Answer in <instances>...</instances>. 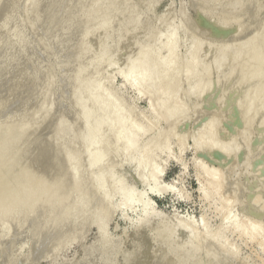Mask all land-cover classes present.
I'll return each mask as SVG.
<instances>
[{
    "label": "rangeland",
    "instance_id": "374dc122",
    "mask_svg": "<svg viewBox=\"0 0 264 264\" xmlns=\"http://www.w3.org/2000/svg\"><path fill=\"white\" fill-rule=\"evenodd\" d=\"M231 1L0 0V264H264V0Z\"/></svg>",
    "mask_w": 264,
    "mask_h": 264
},
{
    "label": "bare ground",
    "instance_id": "6f19581e",
    "mask_svg": "<svg viewBox=\"0 0 264 264\" xmlns=\"http://www.w3.org/2000/svg\"><path fill=\"white\" fill-rule=\"evenodd\" d=\"M229 1H230V0H229ZM232 1H233V2H236V0H232ZM232 1H231V2H232ZM6 2H7V1H6ZM237 2H238V1H237ZM239 2H240V0H239ZM4 3H5V2H4ZM220 3H221V2H220ZM11 4H12V1H11ZM6 5H7V3H6ZM83 5H84V4H83ZM238 5H239V3H238ZM3 6H4V5H3ZM7 6H8V5H7ZM7 6H6V7L4 6V9H5V10H4V9H3L4 11L1 10L0 13L3 14V12H6V8H9V7H10V6H9V7H7ZM234 6H235V5H234ZM12 7H13V6H12ZM231 7H232V6H231ZM238 7H239V6H238ZM82 9H83V8H82ZM228 9H230V7H228ZM219 10H220V9H219ZM11 11H12V9H11ZM42 11H43V10H42ZM93 12H94V11H93ZM93 12H90L91 15H93ZM222 12H223V11H222ZM222 12H221V14H222ZM257 12H258V11H257ZM7 13H8V11H7ZM32 13H33V12H32ZM44 13H45V12H44ZM227 15H228V14H227ZM223 16H224V15H223ZM0 17H1V15H0ZM236 17H237V16H236ZM4 18H5V17H4ZM90 19H91V18H90ZM0 22H1V21H0ZM248 26H249V25H248ZM170 41H171V40H170ZM164 43H165V42H164ZM167 44H171V42H169V37H168V40L166 41V48H168V51H169L171 45H168V47H167ZM172 46H173V45H172ZM259 49H260V48H259ZM172 51H173V47H172ZM172 51H171V52H172ZM173 52H174V51H173ZM263 52H264V51H263ZM168 54H169V56L171 55V53H169V52H168ZM258 54H259V53H258ZM260 54H261V53H260ZM260 54H259V55H260ZM248 55H249V54H248ZM256 55H257V54H256ZM248 57H249V56H247V57H245V58L247 59ZM254 57H256V56H253V58H254ZM249 60H250V57H249ZM257 60H258V59H257ZM159 62H161V61H159ZM245 62H247V61H245ZM253 62H254V61H253ZM157 63H158V60H157V59H154V60H152V61H150V62H146L145 60H143V63H141L138 67H140L139 69H141V67L146 68L145 65H147L148 67H150V66H157V65L159 64V63H158V64H157ZM161 63H162V62H161ZM242 63H243V61H242ZM256 63H257V62H256ZM262 63L264 64V62H262ZM263 64H261V65H263ZM245 67H246V66H245ZM262 67H263V66H262ZM188 68H189V67H188ZM255 68H256V67H255ZM259 69H260V67H259ZM146 70H149L150 72H152L154 69H146ZM186 70H187V67H186ZM263 70H264V67H263ZM130 71H131V68H130ZM130 71H128L129 73H127V74H130ZM138 71H139V70H138ZM144 71H145V70H142V69H141L140 72H137V69H136V73H135V74H136V77H135L134 80L132 81V84H133L134 86H138V84L140 85V83L143 82V78H144V74H145ZM255 71H257V68H256ZM259 71H260V70H259ZM150 72H148V73H150ZM263 73H264V72H263ZM124 74L127 75L126 73H124ZM257 74H258V73H257ZM254 76H255V75L253 74V77H254ZM259 76H260V72H259ZM28 77H29V76H28ZM253 77H252V78H253ZM256 79H257V78H256ZM33 80H34V79H33ZM33 80H32V81H33ZM32 83H33V82H32ZM234 83H235V82H234ZM29 84H30V82H29ZM27 85H28V83H27ZM9 86H10V85H9ZM10 87H12V86H10ZM242 87H243V86H242ZM249 87H250V86H249ZM235 88H236V87H235ZM12 90H13V89H12ZM15 90H16V88H15ZM15 90H13V91H15ZM27 90H28V89H27ZM250 92H251V91H250ZM15 93H16V92H15ZM12 95H13V92H12ZM229 96H230V95H229ZM227 98H228V97H227ZM245 98H247V97H245ZM20 101H21V100H20ZM4 102H5V101H4ZM249 102H250V101H249ZM239 103H240V102H239ZM240 105H241V104H240ZM253 105H254V104H253ZM0 106H1V105H0ZM3 106H4V103H3ZM256 106H257V105H256ZM256 106H255L254 110L257 109ZM238 107H239V106H238ZM246 107H247V105H246ZM249 107H250V106H249ZM27 109H29V108H27ZM249 109H251V108H249ZM258 109H259V107H258ZM19 110H20V109H19ZM251 110H253V109H251ZM17 111H18V110H17ZM17 111H16V112H17ZM257 112H258V110H257ZM27 113H28V111L26 112V116H25V114H24L25 118H26L27 115L29 114V113H28V114H27ZM256 114H257V113H256ZM0 115H1V114H0ZM24 116H23V119H25ZM254 116H255V118H256V115H254ZM254 116H253V117H254ZM21 117H22V116H21ZM253 117H252V118H253ZM1 118H2V117H1ZM17 118H18V117H17ZM28 118H29V117H27V121H28ZM252 118H250V119H252ZM14 121H15V120H14ZM27 121H26V122H27ZM251 121H252V120H251ZM16 122H17V121H16ZM20 122H21V120L19 121V125H20ZM24 122H25V121H24ZM6 123H7V122H6ZM248 123H249V121H248ZM22 124H23V122H22ZM25 124H26V123H25ZM250 124H251V123H250ZM21 126H22V125H21ZM248 126H249V125H248ZM17 127H18V126H17ZM18 128H19V127H18ZM11 130H12V129H11ZM11 130H10V133H11ZM14 130H16V128H14ZM17 131H18V129H17ZM6 133H7V131H6ZM8 133H9V132H8ZM16 133H17V132H15V134H16ZM58 134H59V133H58ZM7 135H8V134H7ZM27 135H28V134H27ZM16 136H18V135L16 134ZM16 136H14V138H15ZM56 136H57V134H56ZM58 136H59V135H58ZM24 137H25V135H24ZM26 137H27V136H26ZM9 139H10V142H9V143H11V139H13V138L11 137V138H9ZM9 139H8V141H9ZM17 139H19V137H18ZM6 140H7V138H6ZM13 140H14V139H13ZM14 141H15V140H14ZM18 141H19V140H18ZM132 141H134V139L131 137V139L128 140V146L132 145V143H133ZM244 142H245V141H244ZM4 143H5V142H4V140H3L0 144H2V146H3ZM14 143H15V142H14ZM16 143H18V142H16ZM12 144H13V143H12ZM16 146H17V145H16ZM45 146H46V145H45ZM246 146H247V145H246ZM12 147L15 148V145L13 144ZM29 147H30V146H29ZM31 147H32V146H31ZM39 147H40V145H39ZM52 147H53V146H52ZM5 148H6V147H5ZM10 149H11V152L15 151V150H12L11 146H10ZM44 149H45V148H44ZM48 149H49V148H48ZM57 149H58V148H57ZM57 149H56V151L60 150V148H59L58 150H57ZM247 149H249V148H247ZM3 150H4V148H3ZM51 150H52V149H51ZM61 150H62V152H63V151L66 152V151L63 150L62 148H61ZM70 150H72V148H70ZM253 150H254V149H253ZM7 151H8V148H7ZM46 151H47V150H46ZM67 151H68V150H67ZM0 152H2V151H0ZM11 152H10V153H11ZM15 152H16V151H15ZM15 152H14V153H15ZM26 152H28L27 149L25 150V152H24L23 155H24V156H28V157H27V160H28L29 157H30V160H31V158H32V155H31V154H33L34 152H32L31 154H28V153H27V154L25 155ZM38 152H39V151H38ZM58 152H59V151H58ZM68 152H69V151H68ZM6 153H7V152H6ZM20 153H21V152H20ZM35 153H36V152H35ZM44 153H45V152H44ZM46 153H47V152H46ZM49 153H51V152H49ZM56 153H57V152H56ZM8 154H9V151H8ZM17 154H18V153H17ZM67 154H68V153H67ZM99 154H100V153H99ZM5 155H6V154H5ZM10 155H11V154H10ZM10 155H8V157H9ZM12 155H13V154H12ZM12 155H11V156H12ZM15 155H16V154H15ZM15 155H14V156H15ZM23 155H21V157L23 158V160H25L26 158L24 159ZM30 155H31V156H30ZM40 155H41V154H40ZM65 155H66V153H65ZM254 155H255V154H254ZM19 156H20V155H19ZM34 156H35V155H34ZM41 156H42V155H41ZM56 156H57V155H55V158H56ZM58 156H59V154H58ZM61 156H62V155H61ZM6 157H7V155H6ZM15 157H16L17 159H16ZM15 157H13V159H14V163H16V160H19V162H20V160L22 159L21 157H19V158H21V159H19L17 155H16ZM97 157H98V155H97ZM9 158H10V157H9ZM51 158H52V157H51ZM51 158H50V159H51ZM63 158H64V156H63ZM35 159H36V156H35ZM53 159H54V156H53ZM53 159H51V160H53ZM56 159H57V158H56ZM56 159H54V160H56ZM66 159H67V158H66ZM66 159H65V161H66ZM68 159H69V158H68ZM8 160H9V159H8ZM32 160H33V159H32ZM59 160H60V159H59ZM5 161H7V160H5ZM10 161H11V160H10ZM12 161H13V160H12ZM35 161H36V160H35ZM44 161H45V159H44ZM48 161H49V158H48ZM56 161L58 162V160H56ZM69 161H70V159H69ZM23 162H26V161H22V162H20V163H21V164L19 163V164H20V167H21V165H24ZM29 162H30V161H29ZM29 162L27 161V163H29ZM31 162H32V161H31ZM39 162H41V161H39ZM39 162H38V163H39ZM148 162H149V160H148ZM2 163H4L3 160H2ZM10 163H11V162H10ZM12 163H13V162H12ZM22 163H23V164H22ZM41 163H42V162H41ZM64 163H65V162H64ZM4 164H6V163H4ZM16 164H18V161H17ZM16 164H13L12 166H15ZM43 164H44V163H43ZM49 164H50V163H49ZM49 164H48V165H49ZM58 164H59V163H58ZM58 164H56V165L58 166ZM0 165H2V164L0 163ZM27 165H28V164H27ZM27 165H24V167H27ZM50 165H51V164H50ZM54 165H55V163H54ZM54 165H53V166H54ZM63 165H64V164H63ZM16 166H17V165H16ZM53 166H52V167H53ZM10 167H11V166H10ZM17 167H18V166H17ZM61 167H62V166H61ZM15 168H16V167H15ZM27 168H29V167H27ZM30 168H31V167H30ZM57 168H58V167H57ZM7 169L9 170V168H7ZM11 169H13V167H12ZM16 169H17V168H16ZM47 169H48V167H47ZM28 170H29V169H28ZM52 170H55V171L57 170V171H58V169H56V166H55V168L52 169ZM59 170H60V169H59ZM210 170H211V171H210ZM212 170H213V169H209V170L207 171V175H209V176L211 177V184H210V185H213L212 183H214V185H216V182H217V186H218V176H219V174L217 173L218 171L216 172V170H215V171H214V170L212 171ZM9 171H10V170H9ZM9 171H7V172H9ZM29 171H30L31 174H32L33 169H32V171H31V169H30ZM29 171H28V172H29ZM49 171H51L50 168H49ZM49 171L47 170V172H49ZM22 172H23V170L20 171L18 175L20 176V175L22 174V177H23V173H22ZM24 172H25V171H24ZM36 172H37V171H35L34 174H36V175H38V176L40 177L39 173H36ZM39 172H40V171H39ZM45 172H46V169H45ZM51 172H52V171H51ZM61 172H62V174H63V170H61ZM64 172H65V171H64ZM215 172H216V173H215ZM49 173H50V172H49ZM205 173H206V172H205ZM7 174H8V173H7ZM13 174H14V172H13ZM46 174H47V173H46ZM58 174H59V177L61 178V180L64 179V178L66 177V175H67V173L65 174V176H64V175H61L59 171H58L57 175H58ZM68 174H69V172H68ZM217 174H218V175H217ZM9 175H10V173H9ZM24 175H25V174H24ZM32 175H33V174H32ZM53 175H54V174H53ZM57 175H56V173H55L54 176H56V178H58V180H59V177H58ZM29 176H31V175L29 174ZM49 176H50L51 178H53V176H51V175H49ZM62 176H64V178H62ZM76 176L79 177L80 175H77V174H76ZM22 177L20 176V177H19V180H20ZM42 177L44 178L45 175H43V174H42V171H41V178H42ZM47 177H48V176H47ZM47 177L44 178V179L46 180ZM78 177H77V178H78ZM80 177H81V176H80ZM24 178H25V177H24ZM32 178H33V177H32ZM73 178H74V177H73ZM73 178H71V181H73V180H72ZM219 178H220V177H219ZM1 179H2V178H1ZM17 179H18V177H17ZM53 179H54V178H53ZM75 179H76V178H75ZM75 179H74V183H75V185H78V184H80V183L83 182V181L81 182V180L83 179V177H82V179L79 178V179H80V182L78 181L79 179H78V180H77V179L75 180ZM25 180H26V179H25ZM25 180H24V185H25ZM37 180H38V179H37ZM37 180H36V182H37ZM45 180H44V181H45ZM50 180H51V179H47V181H49V182H50ZM54 180H55V179H54ZM64 180H66V179H64ZM64 180H63V182L66 183V181H64ZM17 181H18V180H17ZM22 181H23V178H22ZM32 181H33V180H32ZM44 181H43V182H44ZM47 181H46V182H47ZM52 181H53V180H51V182H52ZM68 181H69V180H67V185H68ZM77 181H78L79 183H78ZM9 182H10V181H9ZM19 182H21V181H19ZM27 182H29V179H27ZM76 182H77L78 184H76ZM38 183H39V181H38ZM54 183H55V181H53V184H54ZM57 183H58V182H57ZM60 183H61V182H60ZM65 183H64V184H65ZM72 183H73V182H72ZM72 183H69V184L72 185ZM209 183H210V181H209ZM219 183H220V182H219ZM22 184H23V183H22ZM47 184L50 185V183H47ZM62 184H63V183H62ZM62 184H61V185H62ZM24 185H23V187H24ZM54 185H56V184H54ZM54 185H52V186L54 187ZM70 185H69V187H70ZM75 185H73V188H74ZM80 185H81V184H80ZM80 185H78V186L81 188ZM82 185H83V184H82ZM20 186H21V185H20ZM29 186H30V185H29ZM58 186H59V185H58ZM62 186H63V185H62ZM164 186H165V185H164ZM164 186L161 185V189H160V190L164 191V190H165V189H164ZM217 186H216V187H217ZM15 187H16V186H15ZM47 187H48V186H47ZM64 187H65V186H64ZM166 187H167V186H166ZM218 187H219V186H218ZM41 188H42V186H41ZM45 188H46V187H44V189H45ZM50 188H51V187H49L48 191L50 190ZM70 188H72V186H71ZM70 188H69V189L67 188V191H66V192H63L64 197H66L65 194L67 195V192H69ZM76 188H77V187H76ZM84 188H85V187H84ZM26 189H27V188H26ZM30 189H31V188H30ZM57 189H58V187H57ZM57 189H56V186H55V190H56V191H57ZM59 189H60V188H59ZM59 189H58V190H59ZM77 189H79V188H77ZM81 189H82V188H81ZM217 189H218V188H217ZM18 190H19V189H18ZM32 190H33V187H32ZM34 190H35V188H34ZM40 190H41V189H40ZM75 190H76V189H75ZM79 190H80V189H79ZM79 190H78V191H79ZM86 190H87V189H86ZM166 190H167V189H166ZM43 191H44V190H43ZM62 191H65V189L62 190ZM70 191H71V190H70ZM78 191H77V192H78ZM32 192H33V191H32ZM36 192H37V191H36ZM38 192H39V197L42 196L41 199L38 198V200H39V202H40V200L42 201V198H44V197H43L44 195H41V194H40V191H38ZM57 192H58V191H57ZM25 193H27V192H25ZM45 193H46V189H45ZM45 193L42 192V194H45ZM54 193H55V191H54ZM59 193L61 194L62 192L59 190ZM72 193H73V192H71V193L69 192L68 195H67V198H70V199H71V197H69V194H72ZM74 193H75V192H74ZM80 193H81V192H80ZM28 194H29V191H28ZM35 194H36V193L34 192V195H35ZM55 194H56V193H55ZM204 194H205V196H207L208 193L205 191ZM30 195H31V196H30ZM34 195H33V194H29V196H27L28 198L25 196V200H24L25 202H22V199L19 201V198H16V197H15V199L13 198V199L16 201V203H15V207H14V203L11 204V205H13V206H12V209H13V207H14V209L16 208V204H17V202H18V206H22V207L25 208V210H22L23 208L20 207L21 212L23 211V213H22V215H23L24 212H25L27 209L30 208V207H28V206L33 205V202H32L31 197L33 198ZM15 196H16V195H15ZM35 196H36V195H35ZM52 196H53V195H52ZM52 196L50 195V197H48L47 204L50 205V204L52 203L51 206H54V205H53V204H54L53 201H55V200L58 199V198L56 197V199L54 200V197H52ZM57 196H58V194H57ZM59 196H60V195H59ZM61 196H62V194H61ZM71 196H72V195H71ZM76 196H77V194H76ZM3 197H4V196H3ZM9 197H10V196H9ZM37 197H38V195H37ZM51 197H52V200H53V201L50 200ZM74 197H75V194H74ZM78 197H79V196H78ZM82 197H83V196H82ZM85 197H86V196H85ZM23 198H24V197H23ZM29 198H30V201H31V202H29ZM2 199H3V198H2ZM10 199H11V198H10ZM17 199H18V201H17ZM59 199H61V197H60ZM62 199H63V198H62ZM4 200H5V199H4ZM14 200H13V202H15ZM35 200H37L36 197H35ZM43 200H45V201H42L41 204L44 203V204H43V207H44V205H45V203H46V199L44 198ZM33 201H34V200H33ZM48 201H51V202H48ZM58 201H59V200H58ZM61 201H62V204H63V201H64V205H65V202H66L65 198H64V200H61ZM5 202H6V201H5ZM9 202H10V201H9ZM19 202H22V205H21V203H20V205H19ZM28 202H29V204H28ZM34 202H35V201H34ZM36 202H38V201H36ZM26 203L28 204V205H27V209H26ZM31 203H32V204H31ZM55 203H56V201H55ZM60 203H61V202H60ZM60 203H59V202H58V204L56 203L55 206H56V205H57V206L60 205ZM66 203H67V202H66ZM85 203H86V202H85ZM85 203H81V204H83V205L80 206V207L78 206V205H80V204H78L76 207H79V209H80V208H83V209H84V204H85ZM5 204H6V203H5ZM5 204H3V205L6 206L7 204H6V205H5ZM23 204H24V206H23ZM34 204H35V203H34ZM41 204H40V205H41ZM73 204H74V203H73ZM66 205H68V203H67ZM69 205H70V204H69ZM4 206H3V208H5ZM18 206H17V208H18ZM45 206H46V205H45ZM51 206H50L49 208L52 209ZM57 206L54 207V210H55V208H57ZM62 206H63V205H62ZM85 206H86V205H85ZM260 206H261V205H260ZM7 207H8V206H7ZM38 207H39V206H38ZM47 207H48V206H47ZM60 207H61V205H60ZM0 208H2V207H0ZM3 208L0 209V214H1V215H2V212H3V211H2ZM66 208H68V206H67ZM85 208H86V207H85ZM10 209H11V206L9 205V210H10ZM14 209H13V210H14ZM18 209H19V208H18ZM45 209H46V207H45ZM64 209H65V208H63V210H64ZM75 209L77 210L78 208H75ZM75 209H74V210H75ZM79 209H78V210H79ZM7 210H8V209H7ZM9 210H8L7 212L4 211V212H6V213L3 212V215H5V214H7V213H8V215H9V212H10ZM66 210H67V209H66ZM81 210H82V209H81ZM84 210H85V209H84ZM43 211H44V210H43ZM64 211H65V210H64ZM11 212H12V210H11ZM11 212H10V214H11ZM14 212H15V211H14ZM60 212H61V209H60ZM72 212H73V211H72ZM76 212H77V211H76ZM78 212H79V211H78ZM73 213H74V214H73ZM73 213H72V214H73L74 216H75V214H77V213H75V212H73ZM78 214H79V213H78ZM18 215H19V214H18ZM73 215H72V216H73ZM13 216H14V215H13ZM24 217H25V216H24ZM63 217H64V216H63ZM63 217H61V218L59 217V218L62 219ZM46 218H47V217H46ZM66 219H67V218H66ZM67 223H68V222H67ZM65 224H66V223H65ZM68 225H70V223H68ZM257 225H258V224H257ZM234 226H235L234 228H238L237 225L234 224ZM184 230H185V229H184ZM182 231H183V230H182ZM239 232H245V233H248V234H249V238H254V237L258 234V227L255 226V224H253V226L251 225V226H250V229L247 230V229H245L244 227H241V226H240V230H239ZM187 233H188V232H187ZM187 236H188V235H187Z\"/></svg>",
    "mask_w": 264,
    "mask_h": 264
}]
</instances>
